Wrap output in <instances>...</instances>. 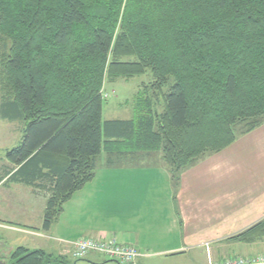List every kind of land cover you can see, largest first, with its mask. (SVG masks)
<instances>
[{
    "label": "trees",
    "instance_id": "1",
    "mask_svg": "<svg viewBox=\"0 0 264 264\" xmlns=\"http://www.w3.org/2000/svg\"><path fill=\"white\" fill-rule=\"evenodd\" d=\"M0 35L1 118L24 127L4 174L48 193L45 231L101 153L160 154L177 186L264 122V0H0ZM147 72L131 118L103 120L104 83ZM260 238L264 219L231 240ZM50 257L19 247L8 264Z\"/></svg>",
    "mask_w": 264,
    "mask_h": 264
},
{
    "label": "crops",
    "instance_id": "2",
    "mask_svg": "<svg viewBox=\"0 0 264 264\" xmlns=\"http://www.w3.org/2000/svg\"><path fill=\"white\" fill-rule=\"evenodd\" d=\"M122 105L129 111L127 102ZM129 114L121 120H129ZM171 179L160 154L114 160L63 205L65 214L67 205L77 203L84 234L46 237L27 225L0 222V229L16 234L8 259L19 247L45 253L51 249L63 260L72 259L64 242L83 237L113 238L133 246L140 254L135 264H207L209 253L213 259L253 254L231 239L264 219V122L186 169L177 186L171 188ZM8 182L23 184L10 181L7 174L0 177V186ZM99 257L91 253V264H118Z\"/></svg>",
    "mask_w": 264,
    "mask_h": 264
},
{
    "label": "rangeland",
    "instance_id": "3",
    "mask_svg": "<svg viewBox=\"0 0 264 264\" xmlns=\"http://www.w3.org/2000/svg\"><path fill=\"white\" fill-rule=\"evenodd\" d=\"M10 46V41L0 35V61L1 55L9 53ZM150 81L151 74L150 72H147L141 77H135L129 80L117 79L112 82L104 83L100 91L103 100V120H121L129 113L131 117L132 113L129 106L130 104L127 106L129 111L123 109L122 104L128 101L131 102L136 97L137 93L143 92L144 86H146L145 89L147 88ZM171 82L172 81H170V83ZM4 100L5 97L0 86V177L4 175L5 170L11 169V165L8 164L5 154L8 150L19 146L22 138V129L24 128L18 121H8L1 118V105ZM158 103V110L160 111L162 106L161 99H158ZM101 154L99 155V158L97 157L98 159L96 158L95 160L96 167L94 175H101L104 173L107 165L109 164L106 162V159L108 158L107 155L102 154L103 157H100ZM119 166L115 169H119ZM10 183L11 182H8V185H6L9 186L8 189L6 186H0V222H4L1 223L2 225H6L8 227L27 225L29 226L27 228L33 232L40 233L46 237L49 236L54 238L61 236L75 239L84 234V231L79 226V219H81L83 215L79 211L77 203L67 205L66 208H64L65 214L61 213L62 215L60 214L56 218L50 229L45 231L41 225L43 213L46 208L48 193H44V191L40 188V185L38 188L31 187L30 191L28 186L25 184L11 185ZM170 186L171 188L175 187L174 178L171 179ZM78 199L79 198H77V201ZM15 236L16 234L14 232L0 229L1 258L8 260L9 255L7 250L9 242L11 240H15ZM232 242H237L241 245L247 246V252L252 250L251 252L253 254L264 251V238H260L249 243L241 240H232ZM2 247L4 249H2ZM45 251L50 253L51 257L50 260L44 264H91V253L83 259L63 260L61 257L57 256L55 251L52 252L51 249H47ZM243 254L240 253L235 255L246 256ZM98 259L104 261L101 256Z\"/></svg>",
    "mask_w": 264,
    "mask_h": 264
},
{
    "label": "built area",
    "instance_id": "4",
    "mask_svg": "<svg viewBox=\"0 0 264 264\" xmlns=\"http://www.w3.org/2000/svg\"><path fill=\"white\" fill-rule=\"evenodd\" d=\"M64 244L68 248L65 253L72 259H83L94 253L118 264H135L140 256L133 246L118 244L113 238L83 237ZM207 264H264V251L246 256H223L220 259H213L207 254Z\"/></svg>",
    "mask_w": 264,
    "mask_h": 264
},
{
    "label": "water",
    "instance_id": "5",
    "mask_svg": "<svg viewBox=\"0 0 264 264\" xmlns=\"http://www.w3.org/2000/svg\"><path fill=\"white\" fill-rule=\"evenodd\" d=\"M0 264H5V261H1Z\"/></svg>",
    "mask_w": 264,
    "mask_h": 264
},
{
    "label": "flooded vegetation",
    "instance_id": "6",
    "mask_svg": "<svg viewBox=\"0 0 264 264\" xmlns=\"http://www.w3.org/2000/svg\"><path fill=\"white\" fill-rule=\"evenodd\" d=\"M2 261V259H0V262ZM5 261V260H4ZM8 262V261H7ZM8 264V263H7Z\"/></svg>",
    "mask_w": 264,
    "mask_h": 264
}]
</instances>
